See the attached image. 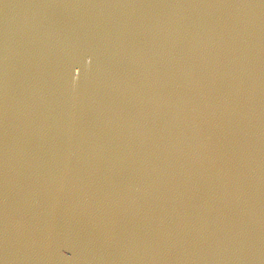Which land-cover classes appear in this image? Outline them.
Returning <instances> with one entry per match:
<instances>
[{"label": "water", "instance_id": "95a60500", "mask_svg": "<svg viewBox=\"0 0 264 264\" xmlns=\"http://www.w3.org/2000/svg\"><path fill=\"white\" fill-rule=\"evenodd\" d=\"M0 264H264V0H0Z\"/></svg>", "mask_w": 264, "mask_h": 264}]
</instances>
